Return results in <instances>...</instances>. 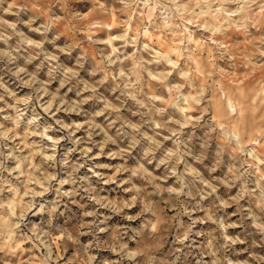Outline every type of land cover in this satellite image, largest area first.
Wrapping results in <instances>:
<instances>
[{"label":"rangeland","instance_id":"obj_1","mask_svg":"<svg viewBox=\"0 0 264 264\" xmlns=\"http://www.w3.org/2000/svg\"><path fill=\"white\" fill-rule=\"evenodd\" d=\"M0 264H264V0H0Z\"/></svg>","mask_w":264,"mask_h":264}]
</instances>
